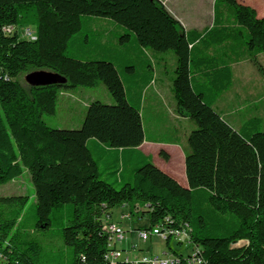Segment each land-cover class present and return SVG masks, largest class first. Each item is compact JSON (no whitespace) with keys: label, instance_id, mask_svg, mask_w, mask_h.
Instances as JSON below:
<instances>
[{"label":"trees","instance_id":"1","mask_svg":"<svg viewBox=\"0 0 264 264\" xmlns=\"http://www.w3.org/2000/svg\"><path fill=\"white\" fill-rule=\"evenodd\" d=\"M92 21L122 46L95 47ZM11 24L33 25L36 39L5 33ZM145 49L172 51L176 59L169 73L175 112L196 124L186 137L188 186L139 149L146 139L144 90L154 69ZM263 51L264 17L239 0H214L212 24L202 29L185 28L162 0H0V184L28 171L36 229H50L54 215L66 217L60 238L69 257L57 255V263L79 264L83 255L85 264H110L104 218L126 205L130 216H147L143 229L166 218L183 226L202 249L200 264H264L263 119L252 116L235 129L213 106L232 85V65L258 64ZM34 70L59 73L66 82L31 86L24 76ZM99 82L114 102H89L80 127L44 121L61 91ZM105 149L114 151L109 156ZM159 155L169 159L164 150ZM119 159L128 168L124 180ZM27 202V195L0 197V260L49 264L42 244L22 227ZM240 240L247 243L233 246Z\"/></svg>","mask_w":264,"mask_h":264},{"label":"rangeland","instance_id":"2","mask_svg":"<svg viewBox=\"0 0 264 264\" xmlns=\"http://www.w3.org/2000/svg\"><path fill=\"white\" fill-rule=\"evenodd\" d=\"M166 3V7L170 9L171 13L178 18L185 26L189 28H203L213 20V6L214 0H162ZM260 11L264 13V6L260 8ZM260 17V16H259ZM31 24H21L20 28ZM100 23L92 21V33L94 34L96 42L100 44H94L95 47H99L103 44H108L109 47H121V40L108 36L103 30H100ZM123 33V32H121ZM105 46V45H103ZM173 53L172 51H170ZM248 60V61H247ZM259 63L264 68V51L260 53L258 58ZM247 61L248 63L242 65L232 66L235 74V70L239 74L238 81L235 82V86L232 89L240 90L245 93L244 90H251L250 92L258 94L261 91V87L264 80V72L260 69L258 64L254 63L251 59H243L239 62ZM238 63V62H236ZM234 63V64H236ZM171 61L168 60L167 70L171 73ZM239 66V67H238ZM243 66L245 69L240 68ZM236 68V69H235ZM167 73L160 74L159 77H167ZM248 88V89H246ZM253 90V91H252ZM229 91L224 95L227 96ZM145 98V95L143 96ZM146 98L152 99L150 103L144 102L142 108V120L145 130V135L149 139L153 140H171L176 139L180 144H187V134L196 127L195 122L192 119L189 121H177L172 116V104L167 101L165 94H155L154 91L147 93ZM99 100L103 103H113L114 100L109 94L106 86L99 82L93 87L77 86L60 92L57 101L56 111L53 114L45 113L43 115L44 121L53 128L59 129H77L81 126L83 118L86 113V105L93 101ZM249 101V100H248ZM247 103V101H246ZM242 111L240 114H243ZM263 119L261 130L264 131V111L259 112ZM179 122V124H177ZM175 125L179 128L178 133L172 132L169 128ZM153 157V162L158 165L163 164V157L156 154L154 149L150 151ZM117 188L121 187L117 184ZM27 195L28 202L22 212L23 222L22 227L27 232L30 238L39 241L43 246L42 259L47 260L49 264H59L53 258L57 255L64 254V260H68L69 248L63 244L60 238V230L63 226V221L66 217L64 215L55 216L53 226L46 230L36 229L37 217L35 213V190L31 181V176L28 171H24L23 174L13 180L0 184V197L4 196H18ZM129 212V206L121 207L116 206L112 209V220L121 223L125 231V239L115 242L116 247L123 252H129L131 256L136 254H154L163 255V253H181L188 255L191 248L185 243L179 244L177 239L172 238L168 244L166 240L161 239L158 236H152L149 240H142L137 235V230L134 231L133 236L131 229L133 227H142L148 224L147 216L134 215L130 217H124V214ZM144 218L143 221L138 219ZM131 243H134L133 247ZM246 240H240L233 244V246H242L246 244ZM132 248H136L133 250ZM61 264H68L67 262Z\"/></svg>","mask_w":264,"mask_h":264},{"label":"crops","instance_id":"3","mask_svg":"<svg viewBox=\"0 0 264 264\" xmlns=\"http://www.w3.org/2000/svg\"><path fill=\"white\" fill-rule=\"evenodd\" d=\"M239 1L252 6L253 8L256 9L258 16L264 17V13H262V11H260V8H262L264 6V0H239ZM163 3L166 5V3L164 1H163ZM211 24H212V22L208 25H211ZM208 25H205V26H208ZM183 26L187 29L189 28V27L185 26L184 24H183ZM199 29H201V28H199ZM143 52L150 55L151 60H152L151 63H152L153 68H154L153 69V79L150 83H148V85L146 86V88L144 90L145 91L144 92L145 101L148 103H150L152 101V99L146 98L147 93H151L152 91H154L155 94H165V96H167V98H168L167 101L168 102L170 101L169 103L173 105L171 108L173 118L179 122L189 121L188 117L179 116L175 112L176 111L175 100H174L172 85H171V81H170L171 80L170 74L168 73L169 71L167 70L168 60L171 61V64H172L171 69H173L175 67L176 59H175L173 53L167 52L165 54L156 55L147 49H145ZM259 55H260V53L257 55V58H256L258 62H259V60H258ZM247 61L238 62L236 64H233L232 66L242 65V64L248 63ZM259 64L262 67V69L264 70L263 65L261 63H259ZM240 68L245 69L243 66H241ZM232 72H233L232 85L227 90L220 93L217 100L213 103V106L217 111H219V113L222 115V117L233 128L239 129L241 127V125L247 119H249L252 116H261V115H259L260 114L259 112L264 111V80H263V84L261 87V91L258 94H255V92L254 93L250 92L251 90L246 91L244 88L241 90H244L245 93H243V92L241 93L240 90H236V88L232 89V87L236 85L235 82L238 81V79H239V76H238L239 74L237 73V70H235V74H234V70L232 68ZM163 73H167L168 76L166 78L165 77H159V75L163 74ZM246 89H248V88H246ZM228 91H229V94L224 97V95ZM246 101H247V103H246ZM88 104L86 105V103H85V106L87 107ZM242 111H244V113L240 114ZM179 122H177V124H179ZM169 129L174 133L179 132V128L175 125H172ZM139 149L144 154L150 155L151 157H152V154L150 153V151L152 149H154L156 154H159L161 150H164L165 152H167L169 154V159L166 160L163 158V164L162 165L156 164V165L158 167H160L163 171L167 172L172 177H174L181 185L188 186V181H187V177H186V173H185V151L187 150V144L186 143L182 145L176 139H173V140H153V139H149L146 137L144 142L139 146ZM98 150L102 154L103 150L101 151L100 148H98ZM112 151H114V150L107 151L109 156L111 155L110 153H112ZM115 151H116V153H119V156L121 158L122 157L121 150H115ZM152 159H153V157H152ZM119 160H120V162H119L120 170L118 172V176H120V178L122 180H124L128 176L127 175L128 168L125 164H122L121 159H119ZM103 162H107V158H105L103 160ZM138 220L143 221L144 218L138 219ZM120 225H121V223H120ZM140 228L141 227H138V228L133 227L131 229V234L134 233V231H136V230L138 231ZM132 236H133V234H132ZM131 244L133 247L135 246L134 243H131ZM132 249L135 250L136 248H132ZM163 254H165V253H163ZM136 255H139V254H136Z\"/></svg>","mask_w":264,"mask_h":264},{"label":"built area","instance_id":"4","mask_svg":"<svg viewBox=\"0 0 264 264\" xmlns=\"http://www.w3.org/2000/svg\"><path fill=\"white\" fill-rule=\"evenodd\" d=\"M3 31L7 34L18 32L21 38L27 40H35L37 37L36 30L32 26H24L20 28V25H5L3 26ZM121 207L124 208L126 205ZM129 216L128 212L124 214V217ZM111 218L112 215L107 214L103 223L104 229L109 233V249L105 258L110 264H176L182 259L188 260V263L190 264H200L204 261L202 249L195 248V245L191 243L190 236H185V228L183 226L179 228L172 226L170 218H166L163 223H159L149 229H139L137 235L144 241L149 240L152 236H158L163 240L175 238L177 241L185 243L191 248L188 255L182 257L175 253H165L163 255L142 253L131 256L129 252H123L116 247L115 242L125 239V231L118 222L113 221ZM84 260L85 258L82 255V262L79 264H85ZM0 264H8V262L0 260Z\"/></svg>","mask_w":264,"mask_h":264},{"label":"water","instance_id":"5","mask_svg":"<svg viewBox=\"0 0 264 264\" xmlns=\"http://www.w3.org/2000/svg\"><path fill=\"white\" fill-rule=\"evenodd\" d=\"M24 79L31 86H43L51 84H61L66 82V78L59 73L49 70H34L25 74Z\"/></svg>","mask_w":264,"mask_h":264},{"label":"bare ground","instance_id":"6","mask_svg":"<svg viewBox=\"0 0 264 264\" xmlns=\"http://www.w3.org/2000/svg\"><path fill=\"white\" fill-rule=\"evenodd\" d=\"M186 234H187V233H186V231H185V236H187Z\"/></svg>","mask_w":264,"mask_h":264}]
</instances>
